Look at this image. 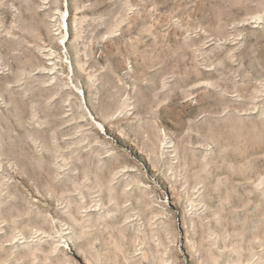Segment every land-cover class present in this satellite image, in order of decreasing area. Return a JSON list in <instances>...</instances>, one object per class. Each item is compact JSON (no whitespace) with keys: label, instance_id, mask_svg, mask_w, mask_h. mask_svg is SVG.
I'll return each instance as SVG.
<instances>
[{"label":"rangeland","instance_id":"obj_1","mask_svg":"<svg viewBox=\"0 0 264 264\" xmlns=\"http://www.w3.org/2000/svg\"><path fill=\"white\" fill-rule=\"evenodd\" d=\"M0 264H264V0H0Z\"/></svg>","mask_w":264,"mask_h":264},{"label":"bare ground","instance_id":"obj_2","mask_svg":"<svg viewBox=\"0 0 264 264\" xmlns=\"http://www.w3.org/2000/svg\"><path fill=\"white\" fill-rule=\"evenodd\" d=\"M60 16H61V28L62 30H64V35L62 36L61 38V43L63 44L64 41H65V34L67 33L68 31V11L63 9L60 11ZM90 114V113H89ZM91 115V114H90ZM96 124H98V127L101 129H103V126L101 123L97 122L96 120H94Z\"/></svg>","mask_w":264,"mask_h":264}]
</instances>
